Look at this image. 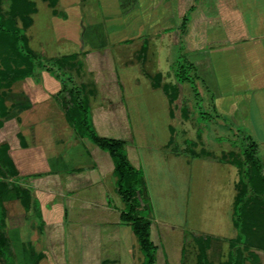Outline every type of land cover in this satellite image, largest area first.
I'll return each instance as SVG.
<instances>
[{"label":"crops","instance_id":"crops-1","mask_svg":"<svg viewBox=\"0 0 264 264\" xmlns=\"http://www.w3.org/2000/svg\"><path fill=\"white\" fill-rule=\"evenodd\" d=\"M56 3L63 13L58 16L53 11L55 29L62 34L58 37L64 36L77 45L78 52H84L87 70L92 73V92L98 101L90 108V116L93 126L104 131L100 135L112 137L110 133L116 135L118 126L124 129L127 126L119 77L114 70L115 43L119 48L132 42L138 32L145 35L156 29L176 33L178 43L184 42L199 79L207 85L204 95L209 97L208 103L217 114L234 117L244 106L256 126L259 122L262 127L264 0H56ZM86 6L95 8L104 17L95 24L98 28L86 21ZM44 70L35 74L34 80L42 84L38 96L22 88L18 100L10 92L5 96L10 111L0 127V142L8 144L17 175L0 176L2 231L7 239V258L0 255V264H139L141 260L132 261L135 235L120 217L123 202L117 192L109 153L94 143L99 149L89 146L84 139L87 137L77 136L73 131L74 139L68 150L47 152L36 137V122L23 117L24 113H37L41 103L52 106L56 98L60 99L57 93L60 89L57 84L54 86L52 74ZM253 139L258 143V155L264 166V138ZM168 140L169 137L164 146ZM126 153L135 167L140 168L145 161L133 147ZM165 157L177 161L181 154L170 151ZM225 163L224 168H233L235 172V165ZM145 179L142 173L143 184ZM235 182L232 179L231 208ZM13 183L25 188L24 201ZM256 254L264 264V251L258 250ZM206 255L209 256V249Z\"/></svg>","mask_w":264,"mask_h":264},{"label":"rangeland","instance_id":"rangeland-1","mask_svg":"<svg viewBox=\"0 0 264 264\" xmlns=\"http://www.w3.org/2000/svg\"><path fill=\"white\" fill-rule=\"evenodd\" d=\"M29 1L31 8L27 13V24L20 15L25 14L24 10L17 11L12 17L7 15L9 0H0V14L22 30L27 47L46 64L50 59L63 57L57 64V72L62 73L60 77L67 73L73 75V85L83 90L91 108L98 97L92 92V73L84 62L85 54L78 52L77 45L64 36L58 37L62 34L55 29L52 17L54 12L58 16L63 15L61 5L55 2L52 6L50 0ZM88 5H91V1ZM84 10L86 21L98 28L95 24L102 22L104 17L93 7L86 6ZM137 35L132 42L119 48L118 43H115L113 48L114 70L119 77L124 105L122 113L126 116L127 126L126 129L118 126V133L110 134L126 140V152L133 147L145 158L140 169L143 177H146L143 188H146L145 198L151 220L150 238L156 245L155 264H195L193 236L197 234H207L213 238L206 249H209L207 258L210 264H221L229 249L226 238L233 236L236 231L231 223V181L239 180V170L236 165V173L233 168L227 170L223 166L227 161L219 160V157L230 151L239 155L243 134L256 139L261 136L264 138V122L262 127L258 122L257 127L244 106L234 117L216 115L208 103L209 97L204 95L208 91L207 85L200 79L194 84L203 99L195 103L194 97L188 96L186 104L189 115L184 116L181 105L188 93L185 91L188 90L189 95L192 91L177 84L175 79V67L182 63L178 58L180 42L177 34H166L156 29L145 35H139L138 32ZM73 53L74 58L67 57ZM39 72L41 69L36 65L34 73L39 75ZM35 74L15 81L8 91L11 97L18 100L21 88L30 89L38 96L42 84L34 80ZM52 79L54 86L57 84L60 89V80L55 75H52ZM175 86L178 95L172 99L170 93ZM67 95L69 98L72 96L69 93ZM40 105L42 107L37 113H24L23 117L36 122V137L47 152L61 153L68 150L75 132L64 119L68 118L69 110L65 109L67 106L63 99L56 98L52 106L46 103ZM118 111L120 117L121 110ZM260 114L263 116L264 112ZM17 129L14 128V131ZM95 131L99 135L104 133L100 128H95ZM167 137L169 140L164 146ZM84 139L89 146H95L88 138ZM186 139L193 140L195 144H188ZM188 147L198 154L197 157H189L192 153ZM170 151L180 152L181 157L177 161L167 159L165 156ZM236 192L235 186L234 196ZM132 239V261L138 263L142 260V253L136 238ZM258 250L261 249H254L255 252ZM245 264L251 262L246 260Z\"/></svg>","mask_w":264,"mask_h":264},{"label":"trees","instance_id":"trees-1","mask_svg":"<svg viewBox=\"0 0 264 264\" xmlns=\"http://www.w3.org/2000/svg\"><path fill=\"white\" fill-rule=\"evenodd\" d=\"M55 2L56 0H50L49 4L53 6ZM30 8L29 0H9L7 15L12 17L17 11L22 12L24 10L26 11L25 14L20 13V15L27 24L29 22L27 13ZM53 11H55L54 8ZM5 17L0 14V127L10 111V105L6 102L5 96L15 81L26 76H34L36 65L40 69H45L50 74L55 75L62 86L57 93L67 106L65 109L69 110L67 120L70 121L75 134L80 137H87L92 143L107 151L112 159L117 192L123 202L120 217L123 222L130 225L132 233L136 237L142 253V260L139 264H155L156 245L150 238L151 220L148 216L147 201L143 196L142 171L129 161L125 141L119 138L101 136L95 131L85 93L73 85V75L67 73L60 77L61 72H57L59 70L57 64L63 57L50 59L46 64L47 62L40 59L27 47L26 37L22 30L12 25L10 20ZM186 20L187 17L184 18L182 28ZM178 50V58L181 59L182 63L175 67L176 82L192 91L191 95H189L188 90L185 91L188 93L186 98L184 97L185 102L181 105V112L184 116H188L189 110L186 101L189 98L187 97H194V102L197 103L203 99V96L198 94L194 84L200 77L196 72L194 63L187 56L183 41H180ZM67 57L74 58L75 54L67 55ZM176 87L170 93L172 99L178 95ZM68 93L72 95L70 98ZM212 109L216 114L215 108L212 107ZM200 117L203 118L202 115ZM242 140L243 144L240 147L239 155L230 151L222 153L219 157V160L236 165L239 170V180L235 185L237 192L232 206V224L236 229V234L227 239L229 249L221 264H245L246 260H249L251 264H261L254 249L264 250V166L258 155V143L248 134H243ZM186 142L195 144L191 139H186ZM8 149L7 143L0 142V176L4 177L17 175ZM188 150L193 156L198 155L191 151L190 147ZM205 153L207 154L206 151ZM13 186L16 193L20 194L22 201H24L25 188L18 183H13ZM3 225L4 209L0 198V255L7 258L5 250L7 239L2 231ZM193 240L196 246L195 264H210L206 255L210 236L197 234L193 236Z\"/></svg>","mask_w":264,"mask_h":264}]
</instances>
